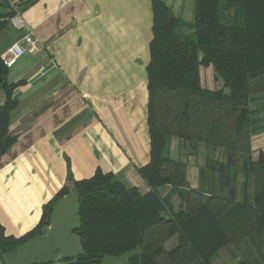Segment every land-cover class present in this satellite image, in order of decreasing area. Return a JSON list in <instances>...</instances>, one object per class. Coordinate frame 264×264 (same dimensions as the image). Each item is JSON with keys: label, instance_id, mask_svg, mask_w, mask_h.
I'll list each match as a JSON object with an SVG mask.
<instances>
[{"label": "trees", "instance_id": "obj_1", "mask_svg": "<svg viewBox=\"0 0 264 264\" xmlns=\"http://www.w3.org/2000/svg\"><path fill=\"white\" fill-rule=\"evenodd\" d=\"M34 1H22L20 10ZM152 2V150L150 163L140 169L152 190L142 194L101 171L89 179H69L78 195L75 231L82 250L64 257L62 264H102L105 257L130 252L129 264H211L229 244L237 250L239 264H264V154L252 156V138L264 132V115L252 107L256 96H264V0H195L192 22L177 18L164 0ZM14 14L13 9L0 12V30ZM209 65L223 79L221 89L203 86L200 70ZM7 72L0 55V159L16 141L9 124L17 84L8 82ZM174 136L225 151L222 161L207 157L200 170L201 189L190 187L184 163L168 155ZM161 186L172 187L167 196L160 195ZM69 189L64 186L45 206L29 235L49 225L56 200ZM176 194L182 205L174 211ZM29 235L6 237L0 224V252L14 249ZM176 235L177 246L168 250L166 242Z\"/></svg>", "mask_w": 264, "mask_h": 264}, {"label": "crops", "instance_id": "obj_2", "mask_svg": "<svg viewBox=\"0 0 264 264\" xmlns=\"http://www.w3.org/2000/svg\"><path fill=\"white\" fill-rule=\"evenodd\" d=\"M164 1L177 18L192 22L195 0ZM11 10L0 0L1 13ZM21 16L40 49L12 57V46L23 41L27 30L15 28L12 17L0 30L7 80L17 84L9 124L16 141L0 159V224L6 237L29 235L40 224L45 206L64 186L70 189L56 200L42 232L0 255L22 251L23 264H62L64 257L78 254L67 255L61 239L79 224L78 195L69 179H89L101 171L142 194L152 190L140 169L150 163L152 150L148 67L154 7L152 0H36ZM200 72L204 87H223L212 65ZM167 153L184 163L192 189L202 187L200 170L207 157L225 159L221 148L175 136L168 141ZM171 188L161 186L158 191L164 197ZM181 205V197L174 195L172 209ZM174 237L165 244L168 250L178 244ZM49 245L48 257L30 260V249L37 247L40 256ZM130 253L105 257L102 264L112 257L128 263Z\"/></svg>", "mask_w": 264, "mask_h": 264}, {"label": "rangeland", "instance_id": "obj_3", "mask_svg": "<svg viewBox=\"0 0 264 264\" xmlns=\"http://www.w3.org/2000/svg\"><path fill=\"white\" fill-rule=\"evenodd\" d=\"M203 71L205 74L208 73L207 68H204ZM219 86H220V84H219ZM3 101H4V97L1 94L0 95V103H2ZM252 107L259 109L261 116H263L264 115V96H256L254 101L252 102ZM263 122L264 121L261 120L260 124H263ZM252 142H253V145L255 148L254 151H252V153L254 154V157H256L258 159L260 152L264 154V132L257 134V135H254L252 138ZM253 154H252V156H253ZM243 176H244L243 172H241V170H240L239 180L237 182V186L239 189L242 188ZM61 239L63 240L62 243L64 244V246H62V247H63V249H65L66 253H68L67 255H76L77 253L79 254L81 252L82 247H81L80 237L75 230L72 232H69L67 234L66 233L63 234ZM174 239H176V236L174 237ZM50 247H51L50 245L47 246L46 252L41 254L40 256H37V253L35 252L37 247L30 249L31 251L33 250V252H31L30 260L33 261L35 259H41V260L45 259L46 257L49 256ZM30 250L27 249V251H30ZM136 251H134V252H136ZM132 253L133 252H131L130 254H132ZM15 254L14 253H5L2 255V257L0 255V264H23L24 263V260H23L24 255H23L22 251L18 255H15ZM122 260H123V257H119V258L118 257H112L111 259L106 261L105 264H115V262H116V264H129L127 262L122 263ZM239 261H240V258H239V254H238L237 250L234 248L233 244H229V245H226L223 248H221L211 258L210 263L211 264H239Z\"/></svg>", "mask_w": 264, "mask_h": 264}, {"label": "built area", "instance_id": "obj_4", "mask_svg": "<svg viewBox=\"0 0 264 264\" xmlns=\"http://www.w3.org/2000/svg\"><path fill=\"white\" fill-rule=\"evenodd\" d=\"M11 8L15 11V14L11 18L13 26L17 29H26L27 34L23 37L21 43H15L11 48L12 57H19L26 52H35L40 49L39 39L28 29L27 24L21 16V10L19 4H16L14 0H6Z\"/></svg>", "mask_w": 264, "mask_h": 264}]
</instances>
